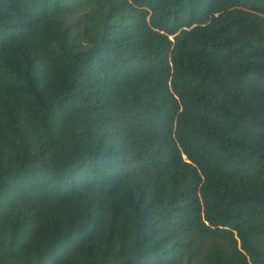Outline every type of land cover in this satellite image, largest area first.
I'll use <instances>...</instances> for the list:
<instances>
[{
    "label": "trees",
    "instance_id": "obj_1",
    "mask_svg": "<svg viewBox=\"0 0 264 264\" xmlns=\"http://www.w3.org/2000/svg\"><path fill=\"white\" fill-rule=\"evenodd\" d=\"M0 264H264V0H0Z\"/></svg>",
    "mask_w": 264,
    "mask_h": 264
},
{
    "label": "rangeland",
    "instance_id": "obj_2",
    "mask_svg": "<svg viewBox=\"0 0 264 264\" xmlns=\"http://www.w3.org/2000/svg\"><path fill=\"white\" fill-rule=\"evenodd\" d=\"M177 131H179V130H177ZM177 137L179 138L180 141H182L181 140V134L180 133H177Z\"/></svg>",
    "mask_w": 264,
    "mask_h": 264
},
{
    "label": "clouds",
    "instance_id": "obj_3",
    "mask_svg": "<svg viewBox=\"0 0 264 264\" xmlns=\"http://www.w3.org/2000/svg\"><path fill=\"white\" fill-rule=\"evenodd\" d=\"M177 130H179V128L177 127V129H176V132L178 133V131ZM181 140H182V138H181ZM182 142V144H184L185 146H186V144H185V142L182 140L181 141Z\"/></svg>",
    "mask_w": 264,
    "mask_h": 264
}]
</instances>
